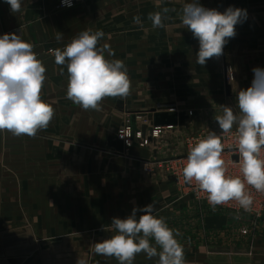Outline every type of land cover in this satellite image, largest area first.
I'll return each mask as SVG.
<instances>
[{"label":"rangeland","instance_id":"rangeland-1","mask_svg":"<svg viewBox=\"0 0 264 264\" xmlns=\"http://www.w3.org/2000/svg\"><path fill=\"white\" fill-rule=\"evenodd\" d=\"M83 1L87 4H97L100 7L96 14L88 13L86 30L104 32L105 35L99 40L97 47L109 45L115 55L109 56L105 52V57L109 60L119 59L124 62L131 82L129 92L135 89L138 92V98L143 101L141 92L144 88L143 83L138 82L142 77L134 73L142 67L143 59L149 57L152 70L150 79H147L149 85L146 84V87L148 86L152 91L150 99L154 104L165 102L166 105L154 109L150 114L146 112L144 115L129 112V108L125 105V111L120 112L116 117V108L113 104L117 97H105L102 105L104 106L103 111L108 112L106 118L108 122L103 123V129L108 135H96L98 138L92 139L93 135H86V137L83 135L89 129L88 125L86 129L83 125L87 118L84 111L87 110L69 99L63 104L66 92L60 90L52 96L51 91L48 99L50 101L53 99L56 103L55 107L51 105L55 112L51 120L53 127L50 122L46 129L40 130L37 152L31 149L35 145L29 142L8 143L5 178L8 181L22 182L24 187L27 186V189L39 194L52 189L56 190V196L64 191L65 197L86 196L88 198L91 192L105 190L100 188L97 182L108 180L111 174L107 170L109 165L114 163L141 165L143 173L154 179L159 176L162 178L163 175L165 179H172L176 182V187L171 190L172 199L177 198L175 203L188 202L182 211L175 212L172 210L174 206L168 205L167 213H164L166 218L180 214V212L183 213L180 219H168L170 228L179 231L181 228L183 231L187 230L184 235L176 237L180 244L213 243L215 249L208 247L209 249L199 255L207 257L214 254L216 259L225 255L237 257L239 252H225L220 248H226L229 244H254L256 240L254 234L191 236L188 232L194 223L192 224L190 213L234 217L236 220L230 225L235 230L238 227L237 220L240 216H247L248 220L245 222L249 223V228H254L258 220H250V218L259 217L260 211H264V206L261 210L264 192H257L248 186L247 190L253 197L252 210L249 212L239 208L236 201L218 205L213 210L207 201V194L200 192L194 181L191 184L184 182L183 167L190 149L198 141L206 139L211 132H216L223 144L222 159L225 161L226 174L242 177L237 151L236 125H233L231 132L222 133L215 116L223 114L222 105L233 107L234 112L239 111L236 107L238 93L231 92L228 88L236 81V71L247 67L248 59L250 63L253 62L260 49L264 51V10L256 12L251 8L252 5L263 4L264 0H199L202 6L217 9L220 12L234 5L236 8L244 9L242 6L239 7L242 3H245L247 7L246 20L235 26L236 35L228 39L223 54L218 58L208 59L203 66L197 63L199 42L185 28L180 19L183 5L192 0H71V7L61 1L56 10L74 9ZM165 8L168 11L162 13L164 27L153 28L148 19L149 13L162 12ZM134 16L140 17V24L134 23ZM13 32L21 36V31L7 33ZM48 45L51 46L38 45L33 48L40 61L44 58H54L53 50L63 49L67 44L56 41ZM251 66L253 67V63ZM229 69L233 72V80L227 79ZM180 70H183L182 74ZM196 72H198L197 76L192 75ZM161 111L183 114L187 118L184 120V125L144 131L143 127L148 125L149 115ZM128 132L134 134L133 141L136 144L127 146L120 138ZM45 133L52 135L46 139ZM140 134L142 135L139 136ZM107 137L115 138V142L122 141L123 150L119 151L118 147L108 149L105 140ZM46 143H49L53 149L52 157L45 155L47 153ZM135 147L150 151L152 160L151 158L145 160L143 155L133 153L132 150ZM261 155L264 156V152ZM235 157H238L237 161ZM96 165L100 166L98 170L94 168ZM73 201H79V198H74ZM71 206L74 205L71 203ZM91 214L88 212L86 215L84 231L87 232L85 234L78 226L72 228L69 238L71 264H77V261H83L84 264H119L118 261L114 262L115 257L97 255L91 250L92 243L107 239L115 232L112 230L113 233H109L105 229L111 227L110 220L97 217L94 219ZM168 214L169 217L166 216ZM203 221L206 225L207 221L205 219ZM194 226L196 227L195 224ZM150 242L154 244V240ZM137 256L146 257L144 253L137 254ZM154 258L156 261L151 264H156L158 257Z\"/></svg>","mask_w":264,"mask_h":264},{"label":"clouds","instance_id":"clouds-1","mask_svg":"<svg viewBox=\"0 0 264 264\" xmlns=\"http://www.w3.org/2000/svg\"><path fill=\"white\" fill-rule=\"evenodd\" d=\"M12 14L22 9V0H4ZM71 7V0H62ZM162 12L149 13L153 28L164 27ZM247 18V10L228 7L224 12L202 6L192 0L182 7L180 19L199 42L197 63L220 57L228 39L236 35V25ZM133 21L140 24L139 16ZM102 30H84L63 49L53 50L55 63L65 65L69 74L66 98L84 110H100L105 97L125 98L130 91V79L122 60H109L115 53L109 45L97 47L104 37ZM62 33H58L59 41ZM33 45L16 32L0 36V132L14 136L35 137L46 129L54 117V108L41 99L46 79V68L33 51ZM251 86L239 90L236 107L222 105L223 114L215 116L222 133H229L236 125L237 151L241 176L226 174L222 159L223 144L216 132L198 141L189 151L183 167V179L193 181L200 192L207 194L209 205L216 206L236 201L246 212L252 210L253 197L248 186L264 192V68L252 69ZM142 213L137 217V212ZM154 205L132 209L126 218L114 217L110 224L114 234L90 245L101 256L115 257L119 264H133L137 254L148 259L158 257L156 264H186L183 246L176 239L179 230L169 227L163 217H157ZM154 240V244L150 241ZM159 249V250H158ZM77 264H84L77 261Z\"/></svg>","mask_w":264,"mask_h":264},{"label":"crops","instance_id":"crops-1","mask_svg":"<svg viewBox=\"0 0 264 264\" xmlns=\"http://www.w3.org/2000/svg\"><path fill=\"white\" fill-rule=\"evenodd\" d=\"M62 0H22V9L18 13L12 14L10 6L0 0V36L9 31H21V38L31 43L36 48L38 45L44 47L51 46L48 44L58 41L57 34L62 33L60 43L68 44L78 35V33L86 30L88 13H94L100 9L97 4H87L85 1L79 3L74 9L57 11V5ZM245 3L240 4L239 7L246 9ZM236 7V5H234ZM256 12L264 10L263 4H255L251 6ZM246 20V19H245ZM35 50V49H34ZM51 57V56H50ZM49 59V60H48ZM44 58L42 61L46 68L45 81L41 90V99L53 105L56 103L49 98V93L52 91V96L55 92L60 90L67 92L69 74L67 71V63L65 65H57L55 58ZM253 63V67L251 65ZM247 63V67L239 68L236 71V81L230 84L229 90L232 92H239L241 89H246L251 86L254 78L253 68H264V51L259 50L258 55L253 62ZM152 68L150 67V58H144L142 67L134 75L142 77L143 83L142 99L138 98V92L135 89L129 92L125 98L117 97L114 102L115 116L120 112L125 111L124 106L127 105L129 112L144 113L153 112L154 109H159L166 105L165 102H158L156 104L150 99L152 93L147 79H150ZM197 71V70H196ZM183 70H180L182 74ZM177 73V72H176ZM192 74V73H191ZM198 75V72L192 74ZM198 83V82H197ZM140 94V93H139ZM124 101V102H122ZM67 101L63 99V104ZM165 103V104H164ZM104 106L100 102V110L89 109L84 111L87 115L85 120V129L88 125L89 129L83 134L93 135L92 139H97L96 135H108L103 129V123H107L106 118L108 112L103 111ZM178 112V111H177ZM152 113L148 117V125L146 130L155 129L153 127ZM81 125V122H80ZM53 127V123L51 122ZM91 128V129H90ZM144 128V127H143ZM166 129V128H165ZM169 129V128H167ZM48 139L49 133H45ZM79 135V134H78ZM38 131L35 137L26 135L14 136L10 132H0V264H71L70 261V235L72 228L78 226L84 234L85 220L87 213L91 212L93 218H101L110 220L114 217L126 218L132 212L134 207L143 208L149 204L154 205V215L157 217H164L168 224V219H180L183 213L174 214L166 218L164 213H167L168 205L174 206L172 210L175 212L182 211L188 204L186 201L175 203L177 198L172 199L171 190L176 187V182L172 179H165L159 176L154 179L150 175L143 173L141 165L132 164H111L107 167L108 180L97 182L103 191L91 192L90 196H77L79 201H73L74 198L65 197L64 191L55 195L56 190L47 189L44 193H38L24 187V183L8 181L5 178L7 169V147L8 143H21L22 141L29 142L33 146L31 149L36 152L39 150ZM108 149L116 148L115 138H106ZM47 145L46 156L52 157L53 149L49 143ZM86 148V144H84ZM89 147V146H87ZM133 153L143 155L146 159L151 158V152L135 147ZM119 156V154H118ZM152 160V158H151ZM100 166H94L98 170ZM96 184V185H97ZM178 186V185H177ZM97 187V186H96ZM109 189V190H107ZM86 193V192H84ZM182 200V198H181ZM178 201V200H177ZM77 202V203H75ZM79 202V203H78ZM71 203L74 206H71ZM176 204V205H175ZM178 205H180L178 207ZM261 216L250 220H258L254 228H249L247 216H240L237 220V229H232L230 225L236 219L234 217H216L204 216L198 212H191V220L193 227L190 228L189 235H239L246 236L248 234L256 237L254 244H229L224 249L225 252H239L237 257L225 255L222 258L216 259L214 254L204 257L199 253L205 252L208 247L215 249L212 244L191 243L185 245L182 243L184 249V259L186 264H264V211H260ZM137 212V217L141 215ZM206 220V225L205 221ZM29 221V223L27 222ZM84 225V227H83ZM222 227V228H221ZM176 228V227H175ZM109 233H113L111 227L105 228ZM238 230V231H237ZM180 234L184 235L186 231L180 229ZM159 250V249H158ZM223 251V250H222ZM114 258V257H112ZM145 256L135 257L133 264H138L141 261L143 264L155 263V258L145 259ZM158 260V259H157ZM117 259H115L116 263ZM140 262V264H141Z\"/></svg>","mask_w":264,"mask_h":264},{"label":"water","instance_id":"water-1","mask_svg":"<svg viewBox=\"0 0 264 264\" xmlns=\"http://www.w3.org/2000/svg\"><path fill=\"white\" fill-rule=\"evenodd\" d=\"M164 109V108H162ZM187 117L185 115L180 114L178 115L177 113L173 112H168V111H161V112H156L153 117V127L155 128H162V127H172V126H178V125H184V120ZM143 130L145 131L146 128L144 127ZM116 146L118 147L119 151H122L123 148V142L122 141H117ZM235 160H238V157H235Z\"/></svg>","mask_w":264,"mask_h":264},{"label":"built area","instance_id":"built-area-1","mask_svg":"<svg viewBox=\"0 0 264 264\" xmlns=\"http://www.w3.org/2000/svg\"><path fill=\"white\" fill-rule=\"evenodd\" d=\"M233 72L231 69H229L227 71V79L228 80H233ZM158 132V130L156 131ZM142 134H140L139 136H141ZM124 143H126L127 146H131L132 144H136L133 140L135 138L134 134L133 133H126V135H123L120 137ZM263 206H264V202L261 203V210L263 209Z\"/></svg>","mask_w":264,"mask_h":264}]
</instances>
